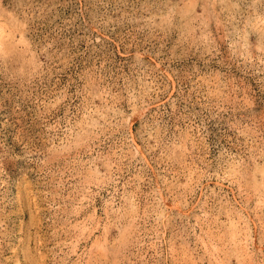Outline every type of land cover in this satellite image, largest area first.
<instances>
[{"label":"rangeland","instance_id":"obj_1","mask_svg":"<svg viewBox=\"0 0 264 264\" xmlns=\"http://www.w3.org/2000/svg\"><path fill=\"white\" fill-rule=\"evenodd\" d=\"M0 264H264V0H0Z\"/></svg>","mask_w":264,"mask_h":264}]
</instances>
